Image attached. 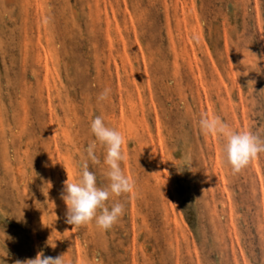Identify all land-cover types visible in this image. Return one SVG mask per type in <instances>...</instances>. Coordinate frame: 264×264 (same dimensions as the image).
<instances>
[{
  "label": "rangeland",
  "instance_id": "obj_1",
  "mask_svg": "<svg viewBox=\"0 0 264 264\" xmlns=\"http://www.w3.org/2000/svg\"><path fill=\"white\" fill-rule=\"evenodd\" d=\"M0 264H264V0H0Z\"/></svg>",
  "mask_w": 264,
  "mask_h": 264
}]
</instances>
